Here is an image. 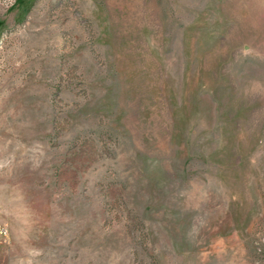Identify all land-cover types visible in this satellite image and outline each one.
<instances>
[{
  "label": "rangeland",
  "instance_id": "obj_1",
  "mask_svg": "<svg viewBox=\"0 0 264 264\" xmlns=\"http://www.w3.org/2000/svg\"><path fill=\"white\" fill-rule=\"evenodd\" d=\"M0 264H264V0H0Z\"/></svg>",
  "mask_w": 264,
  "mask_h": 264
}]
</instances>
